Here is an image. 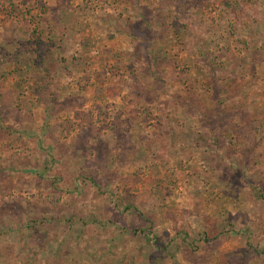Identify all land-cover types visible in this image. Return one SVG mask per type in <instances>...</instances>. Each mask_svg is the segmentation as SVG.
Returning <instances> with one entry per match:
<instances>
[{"label": "rangeland", "instance_id": "rangeland-1", "mask_svg": "<svg viewBox=\"0 0 264 264\" xmlns=\"http://www.w3.org/2000/svg\"><path fill=\"white\" fill-rule=\"evenodd\" d=\"M28 79L98 99L1 106L0 264H264V0H0Z\"/></svg>", "mask_w": 264, "mask_h": 264}, {"label": "crops", "instance_id": "crops-1", "mask_svg": "<svg viewBox=\"0 0 264 264\" xmlns=\"http://www.w3.org/2000/svg\"><path fill=\"white\" fill-rule=\"evenodd\" d=\"M101 40H103L102 41L103 43H105V41H106L103 38H101ZM74 45H76V44H74ZM17 47H19L18 44H17ZM10 64L12 65L10 67V69H12V68L14 69L13 72L11 73L13 76V80H11V81L14 84H10L9 87H7V88L16 89V86H20L18 83V78H20V75H23L22 70H26V72H27V73H25L26 75H29L30 71H33L32 61L25 62L19 58L18 62L10 63ZM84 80H86V79H82V78L77 79L76 84H81V83L86 84L87 81H84ZM0 83H2V82H0ZM27 84L32 86L35 84V82L29 80L27 82ZM2 85H4V84H2ZM31 88H30V90H31ZM0 89H6V88H0ZM71 90H75V92H76V89L72 88ZM17 92L18 91H15V93H14V91H10V92L6 93L10 97H12V95L14 97V98L12 97L14 102L11 103L10 106H8V104L6 105V107L3 106L2 102H1L2 98H0L1 99L0 100V117L4 115L3 113L5 112V109H3V108H8L10 111H14L15 114H18L19 117L17 119L18 120L17 124H18V126L22 125V126H20L22 128H28L29 127L28 123H29L30 119H27V118L28 117L30 118L33 116V114H34L33 107L35 105L38 107L42 106L43 111H45V113H44L45 116H48L49 118L54 117L57 114H58V116H62V117H66V116L73 117L74 119H72V120H74V121L76 120L75 124L73 125V128H80V126H77V124L80 123V119H79L80 116H84L86 113L94 112L93 108H91V107L93 106L94 101H96L98 99L97 97L95 98V96L88 95L87 93L76 92L74 95L65 97L66 101H68V102L66 104H64L63 108H62V106H61L62 104H61L60 105L61 111L58 112L57 105H56V107L54 105L57 104V102H59V100L63 99V98H59L58 94H53L52 96H49L46 99V101L42 102V101L36 100L37 97L35 96V94H32L29 91L23 90V92L20 94H18ZM1 96L3 97L4 94H0V97ZM43 96H44V94H43ZM40 98L43 99L45 97L40 96ZM108 98H110V97H108ZM1 106L3 108H1ZM81 112H83V113H81ZM109 114H112V113L109 112ZM88 116H90V114ZM10 122H11V120H10ZM12 123H13V125H16L15 122L12 121ZM80 125H81V123H80Z\"/></svg>", "mask_w": 264, "mask_h": 264}, {"label": "trees", "instance_id": "trees-1", "mask_svg": "<svg viewBox=\"0 0 264 264\" xmlns=\"http://www.w3.org/2000/svg\"><path fill=\"white\" fill-rule=\"evenodd\" d=\"M37 83H38V81L36 80V83H35L34 86H32L30 92H31L32 94H35V96H36L37 98H39V100L37 99L38 101H42V102H43V101H46V98H45V100H44V98H43V99L40 98V96H41V90H42V88H43V85L40 84V85H42V86L40 87V89H38L37 86H36Z\"/></svg>", "mask_w": 264, "mask_h": 264}]
</instances>
